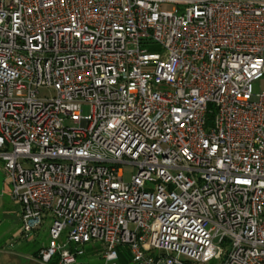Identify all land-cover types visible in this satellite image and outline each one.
Segmentation results:
<instances>
[{
    "label": "built area",
    "instance_id": "1",
    "mask_svg": "<svg viewBox=\"0 0 264 264\" xmlns=\"http://www.w3.org/2000/svg\"><path fill=\"white\" fill-rule=\"evenodd\" d=\"M261 78L264 0H0L18 235L47 228L42 264L86 245L103 264L119 247L127 264H264Z\"/></svg>",
    "mask_w": 264,
    "mask_h": 264
},
{
    "label": "rangeland",
    "instance_id": "2",
    "mask_svg": "<svg viewBox=\"0 0 264 264\" xmlns=\"http://www.w3.org/2000/svg\"><path fill=\"white\" fill-rule=\"evenodd\" d=\"M150 51L157 52L158 48H151ZM262 91H264V78L252 84V94H260ZM88 111V106H83L82 114H87ZM130 172H133V169L128 166L127 174ZM16 208L18 210V206L11 198V187L4 181L0 171V245H2L0 247V264H42L37 256L41 245L48 239L47 228L39 229L34 237L32 235L30 238L21 237L18 235ZM83 248L85 255L78 257L77 260L81 259L88 264H97L93 259L96 257L103 264L98 245H86ZM119 252L121 253L119 254ZM117 253L119 258L130 259L127 251L121 247L117 248Z\"/></svg>",
    "mask_w": 264,
    "mask_h": 264
},
{
    "label": "trees",
    "instance_id": "3",
    "mask_svg": "<svg viewBox=\"0 0 264 264\" xmlns=\"http://www.w3.org/2000/svg\"><path fill=\"white\" fill-rule=\"evenodd\" d=\"M2 245H0V247H1ZM120 251V250H119ZM121 252H119V254H120ZM35 254V253H34ZM84 255H85V253H84ZM93 255V254H92ZM91 255V256H92ZM83 259V258H82ZM94 259V262H97V264H101L100 263V261H99V259H97L96 257L95 258H93ZM128 261H129V258H119V264H127L128 263ZM55 263V261H53L52 262V264H54ZM76 264H88V262H84V261H82L81 259H79V260H77V262H76ZM90 264H92V263H90Z\"/></svg>",
    "mask_w": 264,
    "mask_h": 264
},
{
    "label": "crops",
    "instance_id": "4",
    "mask_svg": "<svg viewBox=\"0 0 264 264\" xmlns=\"http://www.w3.org/2000/svg\"><path fill=\"white\" fill-rule=\"evenodd\" d=\"M18 210H17V208H16V215L15 216H17V218H16V223H17V226H18V228H19V217H18Z\"/></svg>",
    "mask_w": 264,
    "mask_h": 264
}]
</instances>
